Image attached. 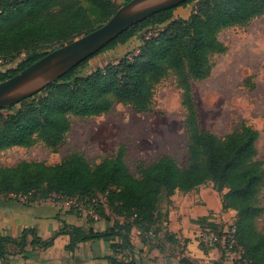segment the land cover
Returning <instances> with one entry per match:
<instances>
[{
    "label": "trees",
    "instance_id": "16d2710c",
    "mask_svg": "<svg viewBox=\"0 0 264 264\" xmlns=\"http://www.w3.org/2000/svg\"><path fill=\"white\" fill-rule=\"evenodd\" d=\"M129 0H124L123 4ZM188 0L179 6L192 2ZM199 11L187 18L174 19L176 7L164 9L134 24L95 54L67 70L36 94L20 101L10 113L0 110V151L11 146H31L36 140L56 147L70 129V117H91L107 113L114 103L131 105L146 111L153 89L169 71L176 76L184 108L188 135V163L181 166L169 156H162L132 173L124 161L125 147L120 145L109 157L89 163L78 152H71L60 162L49 165L21 160L13 166H0V195L27 196L38 200L35 192L45 189L84 204L99 219H115L102 231L59 221L58 230L46 239L34 228H24L17 237L0 233V264H5L9 246L19 252L30 245L49 248L56 237H70L66 245L74 251L78 243L103 240L112 255L109 264H137L132 256L130 231L135 227L143 240L156 237L163 213L160 204L175 190L190 191L211 183L222 191L221 206L234 210L233 226L243 256L252 264H264V232L256 228L263 212L259 191L264 184L263 162L258 157V132L242 123L239 129L217 136L198 125L190 93V80L206 78L211 58L224 46L218 40L220 30L244 25L264 13V0H199ZM119 6L115 0H0V60L12 61L24 53L14 69L0 71L3 81L48 51L102 25ZM158 31L142 38L132 56L117 63L79 75V69L93 56L124 44L136 33ZM15 105L5 108L12 111ZM101 195L104 202L98 201ZM75 209V208H70ZM89 221H92L90 219ZM203 229L219 227L199 219ZM122 254L121 258L117 255ZM188 264L187 258H181Z\"/></svg>",
    "mask_w": 264,
    "mask_h": 264
},
{
    "label": "rangeland",
    "instance_id": "374dc122",
    "mask_svg": "<svg viewBox=\"0 0 264 264\" xmlns=\"http://www.w3.org/2000/svg\"><path fill=\"white\" fill-rule=\"evenodd\" d=\"M123 1L115 0L118 6ZM200 4L199 0H194L176 7L173 18H187L191 13L199 11ZM158 29L156 27L150 32L136 33L124 44H117L91 57L79 69V75H86L108 63H117L125 55L132 56L142 38ZM217 37L224 50L212 56L209 75L203 79L190 80V93L198 125L220 137L238 130L242 123L249 125L258 132L256 149L264 168V13L244 25L220 30ZM24 57L25 54L22 53L12 61L0 60V71L16 68ZM19 106L16 104L12 111L4 109L2 112H13ZM184 113L176 76L169 71L155 83L151 104L146 111L138 112L131 105L116 102L104 114L91 117L71 116L70 129L59 145L52 148L36 140L31 146H11L0 151V166H13L21 160L52 165L73 151L93 164L112 156L123 145L124 161L132 173L162 156H169L185 167L188 163V135ZM214 190L219 196L222 194V191ZM46 195L47 192L42 188L35 192L34 197L40 200ZM49 196L57 201H69L72 208L84 206L80 201L69 200L53 192ZM97 198L99 202H104L101 195ZM259 199L263 212L255 224L259 231L264 232V184L259 191ZM232 218L235 220V216ZM206 229L201 230L198 240L203 250L211 248L201 237L202 234H208ZM223 229L216 232L210 230L216 236L212 247L219 248L222 254L225 253L220 243ZM8 250L12 255L18 249L9 246ZM4 258L7 264L8 255Z\"/></svg>",
    "mask_w": 264,
    "mask_h": 264
},
{
    "label": "crops",
    "instance_id": "0c3cea01",
    "mask_svg": "<svg viewBox=\"0 0 264 264\" xmlns=\"http://www.w3.org/2000/svg\"><path fill=\"white\" fill-rule=\"evenodd\" d=\"M207 185L202 184L190 191L175 190L161 202L163 216L156 239L150 237L143 240L135 227L131 229L132 256L137 264H182L181 258H187L188 264H222L226 255L219 248L203 250L200 247L198 240L203 228L198 220L206 218V223L223 229L233 224L235 211L222 209L220 196L211 184ZM69 203L54 198L31 201L27 196L16 199L2 195L0 233L17 237L22 229L34 228L39 237L46 239L58 230L59 221L102 231L110 227L115 219L105 204L109 220L92 218L91 211L85 206L70 209ZM69 241L70 237L62 234L49 248L27 245L23 251L15 250L12 255L9 254L7 264H109L106 256L112 255V252L103 240L78 243L72 252L66 249ZM117 257L121 258L122 254Z\"/></svg>",
    "mask_w": 264,
    "mask_h": 264
},
{
    "label": "water",
    "instance_id": "95a60500",
    "mask_svg": "<svg viewBox=\"0 0 264 264\" xmlns=\"http://www.w3.org/2000/svg\"><path fill=\"white\" fill-rule=\"evenodd\" d=\"M188 0H129L102 25L32 62L13 76L0 81V110L36 94L67 70L89 58L119 34L164 9Z\"/></svg>",
    "mask_w": 264,
    "mask_h": 264
},
{
    "label": "built area",
    "instance_id": "2783aa9c",
    "mask_svg": "<svg viewBox=\"0 0 264 264\" xmlns=\"http://www.w3.org/2000/svg\"><path fill=\"white\" fill-rule=\"evenodd\" d=\"M24 197L20 196L19 198ZM93 218L96 219L97 216L94 215ZM206 231H208V234H202V240L207 246L212 247L215 245L216 236L209 229H206ZM220 243L226 254V258L222 261V264H252L251 260L243 256V250L237 243L236 231L232 224L224 227L222 230Z\"/></svg>",
    "mask_w": 264,
    "mask_h": 264
}]
</instances>
